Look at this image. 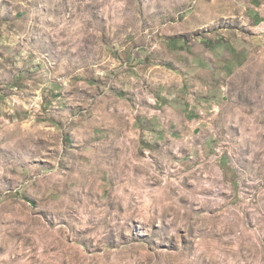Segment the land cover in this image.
<instances>
[{"label": "rangeland", "instance_id": "374dc122", "mask_svg": "<svg viewBox=\"0 0 264 264\" xmlns=\"http://www.w3.org/2000/svg\"><path fill=\"white\" fill-rule=\"evenodd\" d=\"M0 264H264V0H0Z\"/></svg>", "mask_w": 264, "mask_h": 264}, {"label": "crops", "instance_id": "0c3cea01", "mask_svg": "<svg viewBox=\"0 0 264 264\" xmlns=\"http://www.w3.org/2000/svg\"><path fill=\"white\" fill-rule=\"evenodd\" d=\"M235 41H237V43H238L237 39ZM229 51H230V49H229ZM245 54H246V46H238L237 45L234 48V50H231L230 53H226L222 56V61L220 63L218 62L219 59L216 58V56L214 55L212 63L214 64L215 69L221 68L222 71H224V69L227 71H231L233 68H236L241 64L242 59L245 57ZM170 88L171 87H169V86L166 87V91L168 93L167 104H168L169 110H174L173 106H172L173 102H170V100H169L170 96H171V92H172V90ZM204 90L207 91L209 89L206 88ZM218 93H219V88L213 89V94H218ZM203 94L204 95L200 96L201 102L209 104L211 99L213 98L212 95L210 93H203ZM155 100H157L159 102V100L156 97H155ZM196 106L197 105H193L192 109L194 110V107H196ZM192 109H191V111H192Z\"/></svg>", "mask_w": 264, "mask_h": 264}]
</instances>
